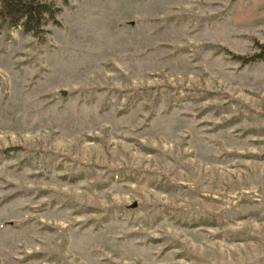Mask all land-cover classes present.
<instances>
[{
  "label": "rangeland",
  "instance_id": "374dc122",
  "mask_svg": "<svg viewBox=\"0 0 264 264\" xmlns=\"http://www.w3.org/2000/svg\"><path fill=\"white\" fill-rule=\"evenodd\" d=\"M0 20V264H264V0H53Z\"/></svg>",
  "mask_w": 264,
  "mask_h": 264
},
{
  "label": "trees",
  "instance_id": "16d2710c",
  "mask_svg": "<svg viewBox=\"0 0 264 264\" xmlns=\"http://www.w3.org/2000/svg\"><path fill=\"white\" fill-rule=\"evenodd\" d=\"M64 5L68 0H61ZM53 0H0L1 23L9 27H20L22 32L44 39L45 26H59L57 15L60 12ZM258 51L251 56L232 55L240 63L248 64L255 61L264 62V44L256 43Z\"/></svg>",
  "mask_w": 264,
  "mask_h": 264
}]
</instances>
